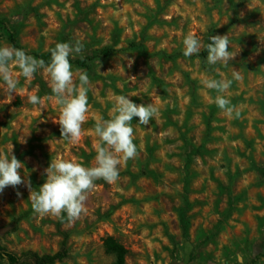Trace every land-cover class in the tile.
<instances>
[{
  "label": "rangeland",
  "instance_id": "374dc122",
  "mask_svg": "<svg viewBox=\"0 0 264 264\" xmlns=\"http://www.w3.org/2000/svg\"><path fill=\"white\" fill-rule=\"evenodd\" d=\"M0 20V47L13 46L9 33L35 53L84 45L70 57L73 71L86 70L90 80L75 143L61 140L54 123L60 107L48 99L43 70L29 79L11 65L13 98L0 81V153L12 150L32 189L45 183L52 159L95 164V122L111 117L115 96L158 108L147 126L133 118L138 155L121 161L117 182H95L78 220L35 213L24 184L0 192L4 248L52 253L66 232L68 255L55 264H111L109 238L126 249L124 264H264V0H0ZM189 33L201 49L185 57ZM225 34L234 59L209 65L201 53L206 41ZM105 47L113 49L106 57L99 54ZM86 58L85 66L74 62ZM234 70L241 79L224 95L238 118L219 109L216 91L202 84L232 79ZM29 94L41 104L29 103Z\"/></svg>",
  "mask_w": 264,
  "mask_h": 264
},
{
  "label": "clouds",
  "instance_id": "9594fccd",
  "mask_svg": "<svg viewBox=\"0 0 264 264\" xmlns=\"http://www.w3.org/2000/svg\"><path fill=\"white\" fill-rule=\"evenodd\" d=\"M211 43L206 44L207 63L227 65L235 55L229 50L230 40L228 34L210 37ZM185 57H192L200 52L201 42L189 33L183 40ZM83 43H57L51 49V61L45 63L24 50L7 45L0 47V81L4 84L6 95L13 98L16 93L18 81L14 77L11 65L15 64L20 69L23 77L33 78L38 70H43L49 77V86L52 95L49 100H54L60 107L58 123L60 126L61 140L75 143L83 133V124L86 120L88 107L89 76L86 70L73 71L70 57L79 56L83 51ZM82 58V57H81ZM131 63L129 67H131ZM101 67V65H100ZM78 76V84L74 77ZM136 77H130L135 79ZM238 71H233L232 79L206 78L202 81L205 88L216 91L215 104L229 116L238 118L241 114L233 106L224 93L234 81L240 80ZM28 101L36 106L42 100L36 94H29ZM158 115V108L153 104H135L128 96L117 95L113 98L112 115L109 119L98 118L94 131L99 137L100 144L96 149L95 164L85 167L75 159L58 157L52 159L50 166L44 172L45 183L34 190L30 180L21 178L20 169L24 165L10 153H0V192L8 187L13 188L24 184L29 190V200L33 211L41 216L54 215L63 218L66 214L68 222L78 220L86 211V202L89 193L96 187V181L103 179L112 184L120 178L119 165L121 161L135 158L138 155L137 145L134 143V127L132 120L139 118V124L147 126ZM21 193L17 192L19 197Z\"/></svg>",
  "mask_w": 264,
  "mask_h": 264
},
{
  "label": "trees",
  "instance_id": "16d2710c",
  "mask_svg": "<svg viewBox=\"0 0 264 264\" xmlns=\"http://www.w3.org/2000/svg\"><path fill=\"white\" fill-rule=\"evenodd\" d=\"M0 24H3L0 20ZM9 41L18 49L24 50L28 55H31L39 60H44L46 63L51 61V50L48 53H35L26 51L23 47L18 44L17 38L14 33H9ZM207 43H211L210 37L206 41ZM204 46L202 50V54H207V49ZM110 47H105L99 51V54L102 56H109L112 53ZM90 61V58H86L83 60L76 59L74 62L80 66H85L86 61ZM19 217L14 218V224L17 223ZM13 229L15 226L12 227ZM67 237L68 234L66 232L62 235V242L57 251L52 253H38L32 249H27L22 251L20 254L14 253L12 251H8L0 244V257H6L8 259V264H55L58 261H61L68 255V247H67ZM105 251L113 256V260L111 264H124V256L126 254V249L114 241L113 239H106L104 242Z\"/></svg>",
  "mask_w": 264,
  "mask_h": 264
}]
</instances>
